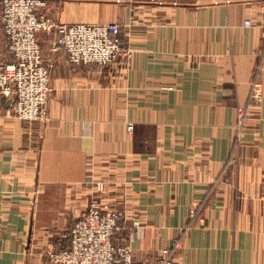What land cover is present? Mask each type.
Masks as SVG:
<instances>
[{"label": "crops", "instance_id": "obj_1", "mask_svg": "<svg viewBox=\"0 0 264 264\" xmlns=\"http://www.w3.org/2000/svg\"><path fill=\"white\" fill-rule=\"evenodd\" d=\"M43 1L62 24L119 25L134 54L72 64L51 36L49 121L0 98V264H47L94 199L119 212L114 243L135 263L264 264V0Z\"/></svg>", "mask_w": 264, "mask_h": 264}, {"label": "built area", "instance_id": "obj_2", "mask_svg": "<svg viewBox=\"0 0 264 264\" xmlns=\"http://www.w3.org/2000/svg\"><path fill=\"white\" fill-rule=\"evenodd\" d=\"M1 22L10 41L14 62L0 63V98H13L10 115L28 122L46 124L49 121L48 103L51 97V65L42 53L40 36L55 38L57 47L64 48L72 64H115L124 58L130 65L134 51L122 44L121 29L117 24L66 25L52 16L43 0H3ZM245 26H252L247 20ZM264 32V23H263ZM264 46V33L262 37ZM263 98V86L256 81L252 86L251 104ZM240 109V127L247 116ZM133 125H129V131ZM96 194L106 190L103 180L91 178ZM120 214L107 202L94 199L74 221L70 234V247L50 250L47 264H175L169 251L152 262L135 263L132 250L127 245L114 243L119 229ZM139 228V224L135 223Z\"/></svg>", "mask_w": 264, "mask_h": 264}, {"label": "rangeland", "instance_id": "obj_3", "mask_svg": "<svg viewBox=\"0 0 264 264\" xmlns=\"http://www.w3.org/2000/svg\"><path fill=\"white\" fill-rule=\"evenodd\" d=\"M46 39H48V40H49V43H50L51 36H47V35H43V34L40 36L39 40H40L41 45H42L43 41H46ZM131 49H132V48H131ZM128 66H130V65H128ZM128 68H129V67H128ZM51 76H52V72H51ZM251 93H252V92H251Z\"/></svg>", "mask_w": 264, "mask_h": 264}]
</instances>
